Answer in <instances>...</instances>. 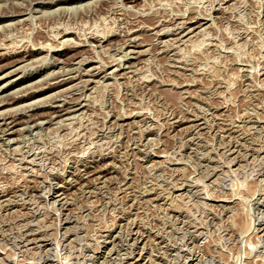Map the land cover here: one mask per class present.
<instances>
[{
	"label": "rangeland",
	"instance_id": "1",
	"mask_svg": "<svg viewBox=\"0 0 264 264\" xmlns=\"http://www.w3.org/2000/svg\"><path fill=\"white\" fill-rule=\"evenodd\" d=\"M0 43V264H264V0H0Z\"/></svg>",
	"mask_w": 264,
	"mask_h": 264
},
{
	"label": "bare ground",
	"instance_id": "2",
	"mask_svg": "<svg viewBox=\"0 0 264 264\" xmlns=\"http://www.w3.org/2000/svg\"><path fill=\"white\" fill-rule=\"evenodd\" d=\"M60 1V0H59ZM69 1V0H68ZM93 1V0H92ZM99 2V1H98ZM131 3H132V1H131ZM24 5V4H23ZM19 6V5H18ZM82 6V5H81ZM86 6H87V4H86ZM79 8V7H78ZM56 9V8H55ZM59 9V8H58ZM89 9V8H88ZM92 9V8H91ZM62 10V9H61ZM64 10H66V9H64ZM82 11V10H81ZM27 12V11H26ZM84 12V11H83ZM32 13V12H31ZM56 14V13H55ZM181 22V21H180ZM189 22V21H188ZM56 24H57V22H56ZM62 26V25H61ZM68 28V27H67ZM55 30V29H54ZM67 30V29H66ZM71 30V29H70ZM189 30V29H188ZM68 31V30H67ZM67 31H64V29L62 30V33L64 34V32H67ZM69 32V31H68ZM188 32H190V30L188 31ZM187 32V33H188ZM198 32V31H197ZM200 32V31H199ZM59 33H61V32H59ZM58 33V34H59ZM160 33V32H159ZM175 33H176V31H175ZM58 34H57V36H58ZM66 34V33H65ZM96 35V34H95ZM56 36V37H57ZM61 36V35H60ZM60 36H59V38H60ZM183 36H184V33H183ZM185 36H187V35H185ZM64 37V36H63ZM189 37V36H188ZM92 38V37H91ZM105 38V37H104ZM189 39V38H188ZM194 39V38H193ZM90 40V39H89ZM101 40V39H100ZM129 40V39H128ZM192 40V39H191ZM63 42V41H62ZM60 43H61V41H60ZM78 43V42H77ZM129 43V42H128ZM174 43V42H173ZM1 44V43H0ZM41 44V43H40ZM67 44V43H66ZM171 44V43H170ZM71 45V44H70ZM74 45V44H73ZM78 45H79V43H78ZM186 45V44H185ZM47 46V45H46ZM171 46V45H170ZM6 47V46H5ZM70 47V46H69ZM1 49V48H0ZM56 49V48H55ZM130 51V50H129ZM4 52V51H3ZM2 53V52H1ZM47 56V55H46ZM121 59V58H120ZM86 61V60H85ZM79 64V63H78ZM77 64V65H78ZM83 64V63H82ZM99 68V67H98ZM116 68V67H115ZM124 68V67H123ZM19 69V68H18ZM80 70V69H79ZM89 70V69H88ZM101 70V69H100ZM23 71V70H22ZM58 72V71H57ZM84 72V71H83ZM86 72V71H85ZM108 73V72H107ZM117 77V76H116ZM79 79V78H78ZM103 80V79H102ZM91 81V80H90ZM67 88H69V87H67ZM73 89V88H72ZM15 96V95H14ZM1 99V98H0ZM52 102V101H51ZM35 104V103H34ZM29 106V105H28ZM34 106V105H33ZM39 106V105H38ZM52 106V105H51ZM20 107H22V106H20ZM27 108V107H26ZM18 110V109H17ZM60 110V109H59ZM72 110V109H71ZM75 110V109H74ZM73 110V111H74ZM69 111V110H68ZM25 113V112H24ZM63 113V112H62ZM40 115V114H39ZM10 117V116H9ZM71 117V116H70ZM34 119V118H33ZM75 119V118H74ZM183 121V120H182ZM59 122V121H58ZM41 124V123H40ZM67 124V123H66ZM61 125V124H60ZM8 128V127H7ZM193 128V127H192ZM7 139V138H6ZM9 141H10V139H9ZM26 151V150H25ZM35 155H36V152H35ZM20 159V158H19ZM22 160V159H21ZM25 160V159H24ZM41 161V160H40ZM37 163V162H36ZM37 175V174H36ZM29 176V175H28ZM102 177V176H101ZM93 180V179H92ZM90 183V182H89ZM88 184V183H87ZM84 186V185H83ZM101 187V186H100ZM68 188V187H67ZM1 189V188H0ZM4 192V191H3ZM5 193V192H4ZM6 200V199H5ZM10 200V199H9ZM66 202H68V201H66ZM4 203V202H3ZM113 242V241H112ZM136 242V241H135ZM111 252V251H110ZM110 262V261H109Z\"/></svg>",
	"mask_w": 264,
	"mask_h": 264
}]
</instances>
